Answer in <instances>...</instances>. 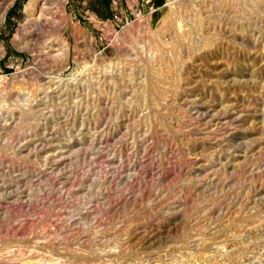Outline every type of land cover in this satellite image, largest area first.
Instances as JSON below:
<instances>
[{
	"label": "rangeland",
	"instance_id": "374dc122",
	"mask_svg": "<svg viewBox=\"0 0 264 264\" xmlns=\"http://www.w3.org/2000/svg\"><path fill=\"white\" fill-rule=\"evenodd\" d=\"M30 1L0 0V264H264V0Z\"/></svg>",
	"mask_w": 264,
	"mask_h": 264
},
{
	"label": "bare ground",
	"instance_id": "6f19581e",
	"mask_svg": "<svg viewBox=\"0 0 264 264\" xmlns=\"http://www.w3.org/2000/svg\"><path fill=\"white\" fill-rule=\"evenodd\" d=\"M35 1L36 0H31L30 2H29V4L27 5V7H26V10L27 11H30L33 7H34V5H35ZM172 25V24H171ZM151 65V64H150ZM150 69V68H149ZM154 148V147H153ZM150 149V148H149ZM151 150H152V148L148 151V152H146L147 153V156L146 157H149L148 159L150 160V153H152L151 152ZM149 155V156H148ZM145 157V156H144ZM183 178V177H182ZM178 187V186H177ZM165 190V189H164ZM163 190V191H164ZM144 191V190H143ZM169 193V192H168ZM163 198V197H162Z\"/></svg>",
	"mask_w": 264,
	"mask_h": 264
},
{
	"label": "built area",
	"instance_id": "2783aa9c",
	"mask_svg": "<svg viewBox=\"0 0 264 264\" xmlns=\"http://www.w3.org/2000/svg\"><path fill=\"white\" fill-rule=\"evenodd\" d=\"M5 17L2 18V21L4 22ZM11 20H13V18H11ZM1 35V34H0ZM5 57L4 54H1L0 52V60H2ZM4 69L2 68V66L0 65V73H3Z\"/></svg>",
	"mask_w": 264,
	"mask_h": 264
},
{
	"label": "trees",
	"instance_id": "16d2710c",
	"mask_svg": "<svg viewBox=\"0 0 264 264\" xmlns=\"http://www.w3.org/2000/svg\"><path fill=\"white\" fill-rule=\"evenodd\" d=\"M11 13H12V12H11V9H9V10L7 11V14H6V15L10 17V16H12Z\"/></svg>",
	"mask_w": 264,
	"mask_h": 264
}]
</instances>
